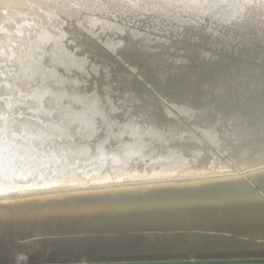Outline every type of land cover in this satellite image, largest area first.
<instances>
[{
    "label": "bare ground",
    "instance_id": "bare-ground-1",
    "mask_svg": "<svg viewBox=\"0 0 264 264\" xmlns=\"http://www.w3.org/2000/svg\"><path fill=\"white\" fill-rule=\"evenodd\" d=\"M263 163L264 0H0V198Z\"/></svg>",
    "mask_w": 264,
    "mask_h": 264
},
{
    "label": "water",
    "instance_id": "water-1",
    "mask_svg": "<svg viewBox=\"0 0 264 264\" xmlns=\"http://www.w3.org/2000/svg\"><path fill=\"white\" fill-rule=\"evenodd\" d=\"M0 264H264V163L0 198Z\"/></svg>",
    "mask_w": 264,
    "mask_h": 264
}]
</instances>
